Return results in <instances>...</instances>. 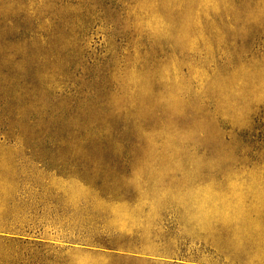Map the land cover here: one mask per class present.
I'll use <instances>...</instances> for the list:
<instances>
[{"label": "rangeland", "instance_id": "1", "mask_svg": "<svg viewBox=\"0 0 264 264\" xmlns=\"http://www.w3.org/2000/svg\"><path fill=\"white\" fill-rule=\"evenodd\" d=\"M0 264H264V0H0Z\"/></svg>", "mask_w": 264, "mask_h": 264}]
</instances>
